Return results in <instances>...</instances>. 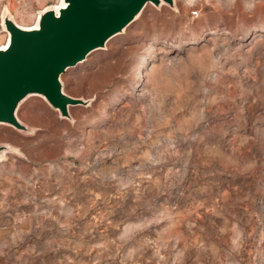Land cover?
Listing matches in <instances>:
<instances>
[{
  "label": "rangeland",
  "instance_id": "obj_1",
  "mask_svg": "<svg viewBox=\"0 0 264 264\" xmlns=\"http://www.w3.org/2000/svg\"><path fill=\"white\" fill-rule=\"evenodd\" d=\"M62 0H0L23 26ZM148 4L0 124V264H264V0Z\"/></svg>",
  "mask_w": 264,
  "mask_h": 264
},
{
  "label": "water",
  "instance_id": "obj_2",
  "mask_svg": "<svg viewBox=\"0 0 264 264\" xmlns=\"http://www.w3.org/2000/svg\"><path fill=\"white\" fill-rule=\"evenodd\" d=\"M42 10L32 27L20 26L9 14L3 26L9 37L0 47V124L32 132L18 116L21 104L37 95L61 118L72 120L71 107L92 99L64 89L63 74L124 32L148 4L176 8L175 0H62ZM14 147L0 143V159Z\"/></svg>",
  "mask_w": 264,
  "mask_h": 264
},
{
  "label": "bare ground",
  "instance_id": "obj_3",
  "mask_svg": "<svg viewBox=\"0 0 264 264\" xmlns=\"http://www.w3.org/2000/svg\"><path fill=\"white\" fill-rule=\"evenodd\" d=\"M62 5H63V3L61 2L57 7L62 6ZM19 25H20V24H19ZM20 26H23V25H20ZM24 27H32V26H24ZM111 39H112V38H111ZM111 39H110V40H111ZM110 40H109V41H110ZM109 41H108V42H109ZM107 44H108V43H107ZM5 46H6V44H4V45H2V46H0V47H5ZM42 98H43V97H42ZM43 99H44V98H43ZM20 108H21V107H20Z\"/></svg>",
  "mask_w": 264,
  "mask_h": 264
}]
</instances>
